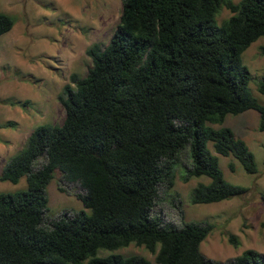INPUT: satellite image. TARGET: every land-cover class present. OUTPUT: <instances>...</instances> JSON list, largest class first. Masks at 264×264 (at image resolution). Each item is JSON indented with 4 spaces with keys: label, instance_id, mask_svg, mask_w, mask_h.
<instances>
[{
    "label": "trees",
    "instance_id": "trees-1",
    "mask_svg": "<svg viewBox=\"0 0 264 264\" xmlns=\"http://www.w3.org/2000/svg\"><path fill=\"white\" fill-rule=\"evenodd\" d=\"M120 2L107 44L85 49V75L70 74L57 96L61 123L36 126L0 168V181L25 180V189L0 193V264H149L140 256L96 255L129 244L156 264H264L252 249L223 262L206 258L199 245L211 224L173 226L152 212L175 176L208 179L191 189V204L246 192L223 179L208 144L256 173L245 143L222 123L253 110L264 129V105L251 95L240 61L264 36V0ZM221 8L231 15L218 25ZM11 27L0 13V35ZM256 91L264 98V73ZM55 170L82 190L77 198L86 211L63 210L46 221L45 187ZM228 241L237 244L233 236Z\"/></svg>",
    "mask_w": 264,
    "mask_h": 264
},
{
    "label": "rangeland",
    "instance_id": "rangeland-1",
    "mask_svg": "<svg viewBox=\"0 0 264 264\" xmlns=\"http://www.w3.org/2000/svg\"><path fill=\"white\" fill-rule=\"evenodd\" d=\"M4 4L2 12L14 26L11 33L0 37V168L22 148L36 126L61 123L64 113L57 96L65 84H70V74L85 75L90 65L85 49L94 43L100 48L107 44L121 11L120 0H0V9ZM230 15L221 8L215 22L219 25ZM24 21L33 25L29 31L23 30V38H19ZM240 61L249 73L251 95L264 105V98L256 91V83L264 73V36L244 49ZM258 120V113L248 110L226 116L222 123L251 152L257 170L254 174H246L231 156L215 154L208 144L211 154L217 157L223 179L246 188L243 195L210 204H191V189L198 183L206 184L205 177L182 182L175 176L170 190L158 191L152 212L166 224L203 221L213 226L199 245L206 258L223 262L247 249L264 254V129H259ZM7 122L13 125L5 126ZM23 189L24 177L16 184L0 181V193ZM45 193L46 221L63 210H85L77 198L82 190L74 183L64 182L56 170ZM229 236L237 240L236 245L228 241ZM108 254L140 256L149 264H156L154 255L134 244L113 251L98 250L96 255Z\"/></svg>",
    "mask_w": 264,
    "mask_h": 264
},
{
    "label": "crops",
    "instance_id": "crops-1",
    "mask_svg": "<svg viewBox=\"0 0 264 264\" xmlns=\"http://www.w3.org/2000/svg\"><path fill=\"white\" fill-rule=\"evenodd\" d=\"M25 1V0H24ZM5 3V2H4ZM8 4V3H7ZM6 4V5H7ZM5 7V4H4V6L0 9V13H2L3 14V8ZM6 15V14H5ZM8 16V15H7ZM23 27L21 26V29H20V32H18V37L19 38H23L22 37V32H23V30H25V31H29L30 29H31V26L33 25L32 23H29V22H27V21H24L23 23ZM13 26H14V24H13V22H12V27L10 28V30L8 31V32H6V33H4V34H2V35H0V37H2V36H4V35H6V34H8L11 30H12V28H13ZM12 32V31H11ZM10 32V33H11ZM6 41V40H5ZM9 45L11 46L12 45V42H9Z\"/></svg>",
    "mask_w": 264,
    "mask_h": 264
}]
</instances>
